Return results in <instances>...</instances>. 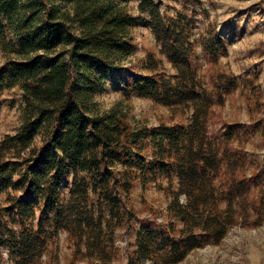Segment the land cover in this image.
Listing matches in <instances>:
<instances>
[{"label": "trees", "instance_id": "16d2710c", "mask_svg": "<svg viewBox=\"0 0 264 264\" xmlns=\"http://www.w3.org/2000/svg\"><path fill=\"white\" fill-rule=\"evenodd\" d=\"M138 1L134 17L129 0H0V109L4 93L21 97L19 127L0 140V262L7 251L11 264H117V231L138 224L127 264H179L236 226H264V154L247 151L256 138L264 148L258 76L220 63L226 46L213 24L194 41L186 5L170 17ZM138 24L154 49L135 65ZM197 45L203 73L192 63ZM107 74L126 79L102 113L94 97ZM235 91L248 124L223 118ZM132 95L168 115L133 127ZM157 178L166 215L149 207L152 217L140 219L134 189ZM61 232L64 263L51 250Z\"/></svg>", "mask_w": 264, "mask_h": 264}, {"label": "rangeland", "instance_id": "374dc122", "mask_svg": "<svg viewBox=\"0 0 264 264\" xmlns=\"http://www.w3.org/2000/svg\"><path fill=\"white\" fill-rule=\"evenodd\" d=\"M153 1L170 17L186 5L188 13L192 15L195 22L192 37L194 41L198 42L200 37L205 35L207 26L213 24L226 46L225 53L220 54V63L236 77L246 73L256 74L262 94H264V0ZM138 3V0H129V11L134 17L137 16ZM133 36L136 52L128 61L136 65L140 59L154 49V38L143 24L136 26ZM4 60L5 58L0 53V65L4 63ZM192 63L198 66L200 73L205 71L207 61L199 45L196 46ZM127 65L129 66V63ZM125 79L126 77L108 74L102 77L101 85L94 97L100 112L109 111L122 99V86ZM127 103L130 106L129 115L133 127L139 124L157 125L160 118L168 115L166 108L148 98L132 95ZM20 104L21 97L16 89L4 93L0 109V140L5 135L13 134L19 127ZM222 115L229 121L249 123L247 104L238 91L230 92L225 96V108ZM257 117L264 121V109L257 113ZM247 151L259 157L264 154V148L259 146L258 138L247 145ZM69 182L68 179V183L64 185V196L67 194L66 187L69 186ZM156 183L165 185V180L157 178L156 182L150 183L144 189L139 186L134 189L131 204L140 219L152 216L164 218L166 215L168 200L161 191L157 190ZM182 197L181 202H185V200L182 201ZM149 207L154 211L152 216L148 211ZM158 220L161 221L162 218ZM138 226L137 224L132 230L117 231L116 244L120 248L117 264H127L128 255L135 249V229ZM51 250H53L52 254L64 263L70 255L65 233L58 234L56 244ZM4 258L0 264H11L7 260V251L4 252ZM179 264H264V226L257 229L236 226L220 244L205 246L191 252Z\"/></svg>", "mask_w": 264, "mask_h": 264}, {"label": "water", "instance_id": "95a60500", "mask_svg": "<svg viewBox=\"0 0 264 264\" xmlns=\"http://www.w3.org/2000/svg\"><path fill=\"white\" fill-rule=\"evenodd\" d=\"M184 200H185V196L182 197V201H184Z\"/></svg>", "mask_w": 264, "mask_h": 264}]
</instances>
